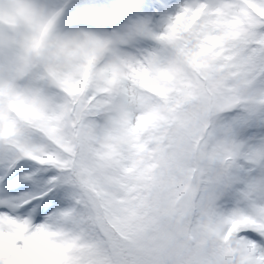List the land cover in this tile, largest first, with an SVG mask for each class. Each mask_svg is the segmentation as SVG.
Instances as JSON below:
<instances>
[{
    "label": "snow or ice",
    "instance_id": "6c2138e0",
    "mask_svg": "<svg viewBox=\"0 0 264 264\" xmlns=\"http://www.w3.org/2000/svg\"><path fill=\"white\" fill-rule=\"evenodd\" d=\"M189 155L194 264H264V0H0V264H124Z\"/></svg>",
    "mask_w": 264,
    "mask_h": 264
},
{
    "label": "rangeland",
    "instance_id": "374dc122",
    "mask_svg": "<svg viewBox=\"0 0 264 264\" xmlns=\"http://www.w3.org/2000/svg\"><path fill=\"white\" fill-rule=\"evenodd\" d=\"M174 11L175 8L169 10L170 13ZM165 22L162 20L154 30L161 31ZM75 28L112 31L111 27L95 28L83 22H76L62 32ZM154 44V41L147 40L142 47H151ZM189 163L188 160L180 161L179 165H164L161 171L156 173L157 186L151 195L138 200L134 197L129 202V206L135 209V214L120 221V227L130 237L120 236L114 229L111 230L113 238L119 241V251L124 264H194L195 244L190 219L191 190L188 188L175 199L177 189L186 180ZM172 166L174 172L168 177L165 173ZM127 220L132 221L128 223Z\"/></svg>",
    "mask_w": 264,
    "mask_h": 264
},
{
    "label": "trees",
    "instance_id": "16d2710c",
    "mask_svg": "<svg viewBox=\"0 0 264 264\" xmlns=\"http://www.w3.org/2000/svg\"><path fill=\"white\" fill-rule=\"evenodd\" d=\"M104 18L110 19V17L107 15ZM73 19L83 20V21H86L88 23L94 24L96 26L103 25V24L97 23L94 18L73 17L72 20ZM188 160L190 161V163L188 165L186 180L183 182V184H181L180 188L177 189L175 199H177L179 196H181L188 189L187 185L191 179L192 171L194 170V167H195V160L190 155L181 159L182 162H187ZM164 165H166V164L163 161H160L159 167H156L154 169V171H152V172L146 173L145 179H141L138 182L137 187L135 189V198L137 200L141 199V198H147L151 195L154 188L157 186L156 185L157 182L155 180L156 173L158 171H161V169ZM173 168H174V166H172V168L165 173L168 177H170V175L174 172ZM186 170H187V167H186ZM190 201H191V199H190ZM127 221H128V223H130L132 220H127ZM115 227H116V229L113 228L115 233H117L120 236L130 237L129 235L125 234L124 230L120 227V221L117 222V225ZM127 232H129V231L127 230Z\"/></svg>",
    "mask_w": 264,
    "mask_h": 264
}]
</instances>
